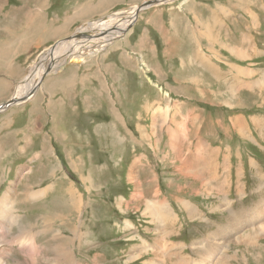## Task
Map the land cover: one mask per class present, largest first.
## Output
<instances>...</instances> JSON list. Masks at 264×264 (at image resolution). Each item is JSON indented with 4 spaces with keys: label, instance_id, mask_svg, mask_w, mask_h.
Returning <instances> with one entry per match:
<instances>
[{
    "label": "rangeland",
    "instance_id": "obj_1",
    "mask_svg": "<svg viewBox=\"0 0 264 264\" xmlns=\"http://www.w3.org/2000/svg\"><path fill=\"white\" fill-rule=\"evenodd\" d=\"M147 1L152 0H0V54L5 56L0 55V104L27 88L33 67L42 69L41 63L55 53L45 51L59 42L65 43L62 50L79 49L82 56L81 61L76 55L65 58L56 69L51 64L29 90L37 93L28 101L35 103L33 110L26 108L28 120L34 113L40 134L30 135L28 130L21 137L10 124L0 138V198L8 188L15 190L12 198L22 215L12 234L36 221L32 233L37 234L41 251L39 264H47L53 255L42 232L48 217L57 219L53 232L62 229L74 240L78 264H155L162 257L164 264H199L204 256H210V264H219L220 259L226 264H264V237L247 247L240 234L249 230L227 226L231 217L241 218L240 211L264 208V133L257 132L264 129V84L259 75L264 76V0L247 1L243 45L238 43L243 39L240 34L232 48L224 39L210 38L211 33L206 39L199 37L200 51L210 53L206 57L210 64L192 56L195 45L186 41L181 27L177 32L168 29V15L162 9L174 7L175 0L140 9L131 21L128 17V25L137 21L133 30L127 25L125 34H111L113 39L103 46L82 48L87 32L95 36L93 41L105 38L97 36L105 27L92 24H121ZM74 4L79 7L72 9ZM253 15L256 19H251ZM151 16L154 31L140 38L152 24ZM158 19L166 27L162 33L169 34L164 38ZM118 29L113 33L124 30ZM76 31L79 35L72 38ZM254 67L256 79L249 70ZM42 107L55 119L56 130L52 127L50 133L57 138L64 133L55 153L48 152L50 160L47 152L42 154L50 148L42 136L51 128ZM22 108L16 114L24 112L19 123L25 126L28 116ZM253 114L261 119L258 124L249 122ZM235 117L242 118L245 129L238 128ZM236 128L241 134L234 133ZM50 152L63 154L72 169L63 171L71 181ZM68 185L67 198H62L61 189ZM31 187L36 192L46 187L47 192L31 199L26 196ZM75 198L81 205L73 202ZM147 202L159 205L147 213ZM155 213L170 219L160 221ZM216 233L230 240L220 244L219 250L225 246L223 254L211 249ZM234 238L240 241L232 242ZM173 247L177 248L172 252ZM12 251L15 260L24 259L23 253Z\"/></svg>",
    "mask_w": 264,
    "mask_h": 264
},
{
    "label": "bare ground",
    "instance_id": "obj_2",
    "mask_svg": "<svg viewBox=\"0 0 264 264\" xmlns=\"http://www.w3.org/2000/svg\"><path fill=\"white\" fill-rule=\"evenodd\" d=\"M173 0H168V1H165L163 3H166V2H171ZM136 10V9H135ZM135 10H131L128 14V16L126 15V18L125 16L123 18H125V20L121 23V24H118V25H113V26H107L105 25L104 23H94L92 24V28L93 26L94 27H100L101 25H103L105 28L104 29H101V31H99V38L101 37H105L103 38L101 41H97L94 40L92 38H94L95 36H91L89 34V32L85 33L84 36L82 37L81 39V43H84L83 47L82 48H88L87 46H90L92 47L94 45V48L93 49H96L97 47H100V46H103V44H105L107 41L109 40H112L113 39V36L117 37L119 36L122 32V34H125L126 33V29H124L127 25H128V21L130 19H133V17L136 15L135 13ZM128 17H129V20H128ZM122 18V20H123ZM131 21V20H130ZM127 23V24H126ZM88 26V25H87ZM117 26L119 27V29H124V30H119L118 32H115L113 33V30H116ZM90 27L88 26L87 28L85 27V30H89ZM129 29V28H128ZM85 30H83L82 32H84ZM109 31V32H107ZM106 32L107 35H103V33ZM113 34V36L111 35ZM93 35V34H92ZM88 37H91V39H87ZM65 43L63 42H59L56 46H58L56 48L51 50L55 53H53L52 56H47L51 59H47L46 62H44L45 60H41V62H44V63H41L43 64V67L41 69V67L39 66H35L33 67L32 71H31V75L30 77L27 79L29 82V85L27 86V88H25L24 90L20 89L17 91V94L16 95H13V97L11 99H16V100H23L24 98H22L23 96H29L30 94L27 95V92L30 90V89H33L36 87L37 84H39V81H40V78L46 74V71L48 70H51L50 67H53L51 64H54V67L53 69H56L58 65H60L61 63L65 62L64 59H69L70 57L72 58L73 55H76V57L79 59V61H81V55L80 53L78 52L79 49H75L73 51H69V50H62L61 49V46L64 45ZM51 49V48H50ZM81 49V48H80ZM60 51V52H59ZM89 51V50H88ZM47 55H48V51L46 52ZM88 53V52H87ZM59 58H61L62 60H59ZM84 60V59H83ZM69 63V62H67ZM209 69V68H208ZM38 78V79H37ZM37 79V80H36ZM193 80V79H192ZM34 83H36V85H34ZM260 84H264V76L262 77V79L260 80ZM34 85V86H32ZM30 92V91H29ZM228 93V92H227ZM10 99V100H11ZM21 100V101H22ZM25 100V99H24ZM230 101V100H229ZM19 103V102H18ZM17 103V104H18ZM242 105V104H241ZM12 106V105H11ZM240 106V105H239ZM8 110V109H7ZM163 114H166L165 112H163ZM184 124V123H183ZM184 126V125H182ZM255 127V126H254ZM256 128V127H255ZM259 128V127H258ZM257 129V128H256ZM248 132V131H247ZM243 135V134H242ZM175 136V135H174ZM176 137V136H175ZM246 140V139H245ZM172 143V142H171ZM66 157V156H65ZM69 157V156H68ZM69 159L71 158H67L66 160L68 161ZM73 163L75 164V162L73 161ZM189 164V163H188ZM51 166V165H50ZM53 166V165H52ZM77 167V166H76ZM25 173V172H24ZM27 174H30V170H27L26 172ZM133 174H135L134 172H132ZM21 175V174H20ZM23 175V174H22ZM131 175V174H130ZM129 175V177H130ZM25 176V175H24ZM49 176V175H48ZM47 178V177H46ZM204 178V177H203ZM132 179V178H131ZM46 180H44L43 183H45ZM49 181V179L47 180ZM205 183V182H204ZM207 183V182H206ZM24 184V183H23ZM208 184V183H207ZM9 186V185H8ZM22 186V185H21ZM30 186V185H29ZM71 185H68L66 186L64 189H61V194L64 193L63 197H66L67 198V189H71V187H69ZM92 187L94 188L95 186L92 185ZM211 189V188H210ZM7 191H9V193L4 194L3 197L0 198V230H1V233H0V264H39V259L41 258V251H40V247L38 246V243H37V240H36V236L37 234H35V236L33 235L32 233V229L34 227H36L35 225L33 224H29V228H22L18 233L17 235H13L12 232H14L13 230V225L15 224H20L21 222V216L17 213V209L15 206V200L12 198V194L14 196V193H15V190H13L12 188H8ZM35 192L32 194V192ZM11 192V193H10ZM46 187L44 189H41L39 191L36 192V190L34 191V188H30L29 191L27 192V195L28 197H30L31 199H37L39 197H41L42 195H44V193H46ZM58 192V190L56 191ZM70 192V191H68ZM25 194V193H24ZM60 194V195H61ZM69 194V193H68ZM76 194V193H75ZM59 195V194H58ZM69 196V195H68ZM70 197V196H69ZM68 197V198H69ZM77 197V196H76ZM29 199V198H28ZM45 199V196L43 197V200ZM38 200V199H37ZM42 200V199H41ZM25 201V200H24ZM31 201V200H30ZM36 201V200H35ZM26 202H28L26 200ZM32 202V201H31ZM73 202L74 203H78L81 205V200L80 198L78 199H73ZM30 203V202H29ZM71 203V202H70ZM69 203V204H70ZM259 203V202H258ZM65 204V203H64ZM72 204V203H71ZM264 204V202H263ZM63 205V204H62ZM61 205V206H62ZM73 205V204H72ZM70 205V206H72ZM77 205V204H76ZM145 205V204H144ZM157 203L153 202L152 203V207L153 209H155L157 207ZM259 205V204H258ZM25 206V205H24ZM254 206V205H253ZM21 207V206H20ZM19 207V209H20ZM163 207L164 209H167V206L165 204H163ZM26 208V207H25ZM61 208V207H60ZM64 208V207H63ZM15 209V210H14ZM24 209V208H23ZM254 209V208H252ZM14 210V211H13ZM21 210V209H20ZM25 210V209H24ZM67 210V208H66ZM251 209L249 210H246L245 211H240L238 212L239 214H241V218L239 219H234V217L232 219V224H227V226H230V225H233V227L236 229L235 231H238V230H249L247 232H243L241 233V237H243L241 239L240 235H238L237 237L241 239V241L243 242H247V247L248 245H252V243L256 242L257 239H260L262 237H264V208L261 206V208H257L255 210H253L252 212H250ZM36 211V210H35ZM43 211V210H42ZM78 211V210H77ZM150 210L146 207V212L148 213ZM20 212V211H18ZM33 212V211H32ZM56 212H59L62 213L61 211H56ZM64 212H65V209H64ZM257 216H256V214ZM23 214V213H22ZM48 214H51V212L49 211ZM155 215L157 217H159V215L157 213H155ZM251 215V216H250ZM43 216V215H42ZM250 216V217H249ZM167 214H163V217H159L160 221H163L164 218L169 220L167 218ZM41 220V219H40ZM39 220V222H40ZM57 219L56 217L52 218V217H48V218H44L43 219V222H42V232L45 233V238L46 239V244H47V247H52V253L53 255H51V257L49 259H47V264H78L77 260L75 259V256H74V252H73V241L72 238H70L69 235H64L65 231L61 229L59 230L57 233L56 232H53V229H54V224L56 223ZM230 222V220H229ZM23 223V222H22ZM128 224V223H127ZM24 225V224H23ZM80 225V223H79ZM78 225V226H79ZM25 226V225H24ZM23 226V227H24ZM27 226V225H26ZM67 226V225H66ZM128 226V228L130 227V225H126V227ZM13 227V228H12ZM68 227V226H67ZM13 229V230H12ZM20 229V228H19ZM17 228V230H19ZM36 229V228H35ZM64 229V228H63ZM75 231V229H74ZM39 232V231H37ZM64 232V233H63ZM78 234V233H77ZM243 234V235H242ZM74 237L76 239V234H74ZM211 235V234H210ZM212 235H214V233H212ZM216 239H215V245L214 246H211V249L212 250H216L215 252L219 253V252H222V254L224 253V248L220 249L219 250V246L220 244L224 245L225 243L227 244L230 240H228L226 242V239L223 238L221 235H219L218 233H216ZM47 237H49L47 239ZM232 242H239L240 240L238 239H232L231 240ZM222 242V243H221ZM209 243H212V242H209ZM208 244V243H207ZM218 245V246H217ZM246 245V244H244ZM75 246V245H74ZM203 247H205L204 245H202ZM207 246V245H206ZM209 247V246H208ZM79 248V247H78ZM77 248V250H78ZM15 249V251H20L21 253L24 254V259H20V260H15L13 257V254H12V250ZM48 249V248H47ZM209 249V248H208ZM49 251V250H48ZM142 249L140 250V253H141ZM144 253L145 249H143ZM207 252V250H206ZM204 252V253H206ZM17 252H14V254H16ZM19 253V252H18ZM17 253V254H18ZM43 253V252H42ZM44 254V253H43ZM48 254H50L48 252ZM221 254V253H220ZM206 255V254H205ZM13 256V257H11ZM19 256V255H18ZM141 256V255H140ZM202 256V255H201ZM208 256V255H207ZM16 257V255H15ZM44 257V256H42ZM214 257V256H213ZM216 259L218 260V257L215 256ZM46 258V257H45ZM165 258L166 257H162L159 261H156L155 264H164L166 263L165 261ZM178 257H174V259H177ZM210 258V256H209ZM209 258L208 257H205L202 259L201 263L199 264H210V261L209 262ZM182 259V258H181ZM193 259V258H192ZM215 259V258H214ZM216 260V261H217ZM226 260V259H225ZM45 261V262H46ZM178 261V260H177ZM221 262H219V264H226L223 259H220ZM44 262V263H45ZM131 262V261H130ZM218 262V261H217ZM224 262V263H223ZM227 262V261H226ZM180 263V262H179ZM182 263V262H181ZM147 264V262H146ZM176 264V263H174ZM215 264V263H214Z\"/></svg>",
    "mask_w": 264,
    "mask_h": 264
},
{
    "label": "crops",
    "instance_id": "obj_3",
    "mask_svg": "<svg viewBox=\"0 0 264 264\" xmlns=\"http://www.w3.org/2000/svg\"><path fill=\"white\" fill-rule=\"evenodd\" d=\"M226 1L227 0H221V1L217 0L216 2L214 1L213 3H209L208 0H175L176 5L174 7H169L170 9H168V8L162 9L164 11V13H166L168 15V17H166V23L168 24V29L170 31L177 32L179 30V27H181L182 28V35L186 39V41L190 40V42L195 45V48L193 49V52H192V56H195V57L199 56L200 57L197 62H200L203 60L206 63H208L209 61L206 57H210V55H209L210 53H208V52L205 53V52H203V50H202V52L200 51L201 47H200V44L198 43L199 37L202 39H206L205 35L208 36V34L210 35V33H211L210 38H212V36H214L216 39H224L226 46H228L230 48H232L231 43L232 44H234L233 42L237 43L236 41H234V39H236L238 37V34H240V38H239L240 41L243 38L242 42H238L241 45H243V43H244V38L247 39V34H245V33L247 31V24H248V19H247V15H248V13H247V1L248 0H231V1H234L233 5H231L230 1H227L228 4L225 3ZM76 2L77 1H75V3ZM79 2H81V1H79ZM206 2H208V3H206ZM237 2H239V3L237 4ZM261 2H262V0H261ZM211 5H213V7H211ZM82 6H85V5H82ZM71 7L73 9L74 7L76 8L79 6H78V4H74ZM236 8H239V11H236L235 10ZM205 11L207 12L208 15H205L203 13ZM254 14L257 15V13H254ZM151 17L153 18L152 24L149 25V27H147L145 30L141 31V33L142 32L143 33H142L140 38L147 37V34L154 31V26H153L154 23L153 22H155V18L153 16H151ZM252 18L256 19L254 15H253V17H251V19ZM84 21L85 20H83V22L81 24L86 22V21L85 22ZM134 22L136 23L137 21H134ZM134 22L131 25L132 30L134 29L133 28L134 24H135ZM146 24H147V22H145V25ZM158 25L160 27L158 32L161 34V36L163 35L162 36L163 38H164V35H169V34H165L166 30L164 33H162V30L166 29V27L163 26L162 20L158 19ZM215 25H217L216 28H215ZM207 46L209 48L214 47V45H210V43H208V42H207ZM236 48L233 49V52L238 54L239 51H237ZM1 53H4V52L1 51ZM0 55L2 57H5L4 54H0ZM208 64H210V63H208ZM208 64H207V66H209ZM255 68L256 67L249 69V70L253 71V76H255V79H256L258 77V73H257V70ZM245 73H246V71L243 74H245ZM262 74L263 73H259V75L261 76V79H262ZM239 79H241V78H239ZM240 83L242 84V80L240 81ZM254 85H255V87H257L259 84H254ZM40 91H42V90H40ZM36 93H37V91L36 92L34 91L30 98L25 99L24 104H21V103L17 104L16 103V104L0 111V138H2L7 133V131H8L7 126L10 124L12 126L18 128L17 131H20L19 135L21 137H23L24 132L28 131V130H31L30 135H39L40 134V129L37 126V124L35 125V123H34L35 119L32 117L34 115V113L31 114V116H30L31 121H29L28 118H29L30 111L26 110V108H30L33 110V105H35V103L29 104L28 101H30ZM5 103H7V102H5ZM44 107L41 108L43 117L51 125V128L48 129L49 133L47 135L42 136L43 141L47 142V147H50V148H46V151L45 150L43 151L42 154L46 155V152L48 153L50 150L52 151V153H55V149H54V147H56L55 144L57 142L60 143L63 141L64 133H61V135H62L61 138H57L56 137L57 135L55 133H50V130H53V129L56 130L54 128L55 119L51 120L49 114H47L48 111L44 110ZM20 108L25 109L26 110L25 111L26 116H28L27 117L28 121L25 123V126H23L22 124L19 123L20 119L24 116V112L16 114L17 112H19L17 110ZM10 110H12V111H10ZM235 119H236L235 124L238 126V128L241 127L243 129H245L242 118L235 117ZM248 119L252 125L258 124L259 120L261 121V119L258 118V116L255 114L250 115L248 117ZM261 122L263 123L264 121H261ZM52 127H53V129H52ZM257 132L260 135L261 132L264 133V129H261ZM234 133H236L238 135L241 134V133H238L237 128L235 129ZM258 134L256 133L257 136H259ZM245 135H246V133H245ZM16 137H17V135H16ZM57 149H59V150H57ZM57 151H61L60 148H56V152ZM50 155H52V157L55 159V163H56L58 169L61 171V174L66 179L69 178L64 173L63 169H68L69 171L70 170L72 171V169H71V167L67 161H66L67 163H65V161H64L65 158L63 157V154L60 156L56 153L53 156V154H51V152H50ZM40 157H41V151H40V153H37V155H36L37 159H40ZM46 157L49 159V153H48V155H46ZM60 157L63 160H61ZM48 159H47V161H48ZM71 171H70V173H71ZM67 180L71 181V179H67ZM147 203H150V202H147ZM147 203H146V206L148 209H150L153 202H151L150 204H147ZM174 248H177V247H173L172 252H173ZM202 248H203V246H202ZM202 248H199V249H202ZM178 249L181 250V248H178ZM175 254L176 255L179 254V256H181L180 251L175 252ZM168 255H173V253L168 254Z\"/></svg>",
    "mask_w": 264,
    "mask_h": 264
},
{
    "label": "water",
    "instance_id": "obj_4",
    "mask_svg": "<svg viewBox=\"0 0 264 264\" xmlns=\"http://www.w3.org/2000/svg\"><path fill=\"white\" fill-rule=\"evenodd\" d=\"M165 1H168V0H152V1L144 2L141 8L138 7V8L135 10V13H136V15H137L140 9H142V8L145 9V8L150 7V6H153V5H158L159 3H163V2H165ZM134 20H135V19H134ZM132 23H133V22H132ZM132 23L129 24L127 27H130V26L132 25ZM76 32H78V33H77V34H74V35L72 36V38L77 37V36L79 35V31H76ZM122 33H123V32H122ZM87 39H91V37H88ZM54 48H55V47H52L51 49H48L47 51L49 52V51L53 50ZM47 51H45V52H47ZM45 52H43V53L41 54V57H43V55H44ZM31 91H32V90H31ZM31 91H30V93H29L30 96H31ZM33 91H34V90H33ZM21 100H22V99H21ZM21 100L11 99V100H9L7 103H5V104H1V105H0V111L6 109V108H8V107H10L11 105H14V104L20 102ZM22 101H24V99H23Z\"/></svg>",
    "mask_w": 264,
    "mask_h": 264
}]
</instances>
